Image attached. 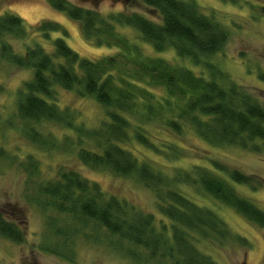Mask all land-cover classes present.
<instances>
[{
	"label": "trees",
	"instance_id": "1",
	"mask_svg": "<svg viewBox=\"0 0 264 264\" xmlns=\"http://www.w3.org/2000/svg\"><path fill=\"white\" fill-rule=\"evenodd\" d=\"M44 1L78 22L86 41L119 50L100 58L82 57L63 37H52L53 32L62 30L57 21L44 18L26 27L20 16L0 13V61L30 71L16 103L24 133L35 145L48 150H59L64 142L65 150L74 151L76 165L107 170L151 189L160 217L104 190L79 167L61 165L53 179L36 186L31 197L47 212V227L54 238L58 237L53 246L45 244L42 249L69 258L59 246H65L67 236L79 231L78 224H93L104 230L115 248L137 261L216 264L195 241L199 236L224 242L230 231L213 209L186 196L181 184L198 185L264 229V210L233 186L249 184L245 174L217 162H212L214 169L198 164L190 170L170 169L137 147L163 157L179 155L178 143L160 142L152 133L155 124L177 137L189 126L213 145L258 149L255 142L264 143V106L212 60L229 38L226 23L215 13H204L194 0H122L144 4L150 15L127 9L104 14L85 5L101 0ZM220 1L242 4L239 0ZM117 26L132 28L136 39L156 52L172 49L178 58L203 67L208 76L147 53L141 43L130 40ZM18 40L22 41L20 47ZM61 89L99 103L105 112L99 127H85L78 109L60 105ZM48 123L73 130L76 137L59 138L50 129H43ZM30 161L23 168L32 176L37 162ZM4 213L0 210V235L21 243L22 231Z\"/></svg>",
	"mask_w": 264,
	"mask_h": 264
},
{
	"label": "rangeland",
	"instance_id": "2",
	"mask_svg": "<svg viewBox=\"0 0 264 264\" xmlns=\"http://www.w3.org/2000/svg\"><path fill=\"white\" fill-rule=\"evenodd\" d=\"M194 1L204 13H215L226 23L230 32L223 50L214 55L212 60L230 79L242 85L264 106V0H239L242 4L220 0ZM85 5L95 7L104 14L127 9L150 15L144 4L138 1L128 3L122 0H101L94 4L85 2ZM4 11L20 16L26 27L44 18L57 21L62 30L53 32L52 37H63L68 46L82 57L100 58L119 50L116 46H96L86 41L78 22L51 8L44 0H0V13ZM117 28L130 40L141 43L147 53L161 56L174 64L186 65L195 73L208 76L203 67L193 66L187 59L178 58L172 49L156 52L136 39L137 32L132 28ZM16 44L20 47L22 41L18 40ZM29 77V70L0 61V210H4V216L16 223L23 233V241L18 244L0 235V264H171L169 261L157 262L153 259L134 260L123 250L115 248L107 240L104 230L93 224L86 227L78 224L79 231L67 236L65 246H59L62 253H67L69 258L42 249L45 244L53 246L52 243L58 237L54 238L51 229L47 227V212L32 201L31 197L36 192V186L42 181L53 179L61 165L77 166L84 176L99 182L104 190L129 200L138 209L152 212L158 218L160 213L156 208L153 191L134 179L117 177L107 170L76 165L74 151L65 150L67 145L64 146V142L59 150H48L38 147L27 138L23 131L24 123L16 113V103L19 90L24 80ZM60 105L78 109L79 119L87 128L99 127L105 113L104 108L92 97L79 98L73 92L62 89ZM161 128L155 124L151 131L160 138V142H165L166 139L174 140L181 146V152L177 156L165 154L163 157L137 145L146 156L170 169L190 170L196 164L214 169L212 162L236 169L249 177L250 183H234V188L264 210L262 141L255 142L259 145L258 149L227 143L213 145L189 126L179 137ZM43 129H50L59 138L76 137L73 130L49 123ZM30 159L37 162V171L32 176L23 168V165L31 162ZM221 175L224 176V173ZM180 187L186 196L213 209L230 231L229 238L224 242L208 241L198 236L195 244L202 252L210 255L216 264H264L263 228L242 217L232 207L214 199L198 185L181 184ZM57 221L62 222L59 219Z\"/></svg>",
	"mask_w": 264,
	"mask_h": 264
}]
</instances>
